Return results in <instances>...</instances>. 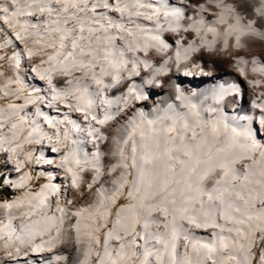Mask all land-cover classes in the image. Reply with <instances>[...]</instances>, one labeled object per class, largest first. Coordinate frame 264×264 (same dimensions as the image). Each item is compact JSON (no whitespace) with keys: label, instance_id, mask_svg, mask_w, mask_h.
Here are the masks:
<instances>
[{"label":"clouds","instance_id":"1","mask_svg":"<svg viewBox=\"0 0 264 264\" xmlns=\"http://www.w3.org/2000/svg\"><path fill=\"white\" fill-rule=\"evenodd\" d=\"M0 264H264V0H0Z\"/></svg>","mask_w":264,"mask_h":264}]
</instances>
